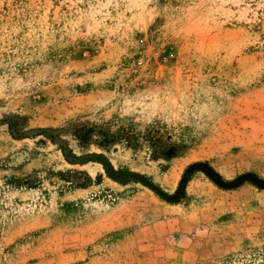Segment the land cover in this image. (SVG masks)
<instances>
[{"label": "rangeland", "instance_id": "1", "mask_svg": "<svg viewBox=\"0 0 264 264\" xmlns=\"http://www.w3.org/2000/svg\"><path fill=\"white\" fill-rule=\"evenodd\" d=\"M0 264H264V0H0Z\"/></svg>", "mask_w": 264, "mask_h": 264}, {"label": "trees", "instance_id": "2", "mask_svg": "<svg viewBox=\"0 0 264 264\" xmlns=\"http://www.w3.org/2000/svg\"><path fill=\"white\" fill-rule=\"evenodd\" d=\"M187 176H188V175H187ZM189 178H190V177H189ZM189 178H188V179H189Z\"/></svg>", "mask_w": 264, "mask_h": 264}]
</instances>
